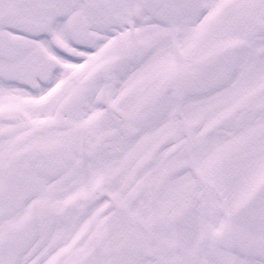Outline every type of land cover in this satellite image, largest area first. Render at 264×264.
Instances as JSON below:
<instances>
[{
	"label": "snow or ice",
	"instance_id": "1",
	"mask_svg": "<svg viewBox=\"0 0 264 264\" xmlns=\"http://www.w3.org/2000/svg\"><path fill=\"white\" fill-rule=\"evenodd\" d=\"M0 264H264V0H0Z\"/></svg>",
	"mask_w": 264,
	"mask_h": 264
}]
</instances>
